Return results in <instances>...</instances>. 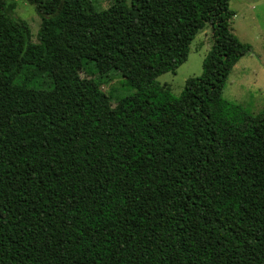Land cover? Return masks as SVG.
<instances>
[{"label": "trees", "instance_id": "16d2710c", "mask_svg": "<svg viewBox=\"0 0 264 264\" xmlns=\"http://www.w3.org/2000/svg\"><path fill=\"white\" fill-rule=\"evenodd\" d=\"M0 0V264H264V107L220 96L250 50L228 0ZM208 25L199 75L156 77ZM120 72L114 107L79 70Z\"/></svg>", "mask_w": 264, "mask_h": 264}, {"label": "rangeland", "instance_id": "374dc122", "mask_svg": "<svg viewBox=\"0 0 264 264\" xmlns=\"http://www.w3.org/2000/svg\"><path fill=\"white\" fill-rule=\"evenodd\" d=\"M111 0H92L97 10L104 9ZM13 17L25 21L30 40L37 41L40 19L32 5L24 0H15ZM228 7L234 12L229 21L230 31L239 41L248 43L250 50L238 58L229 70L220 96L226 102L249 115H256L264 107V0H228ZM211 44L208 25L198 31L189 43L186 60L174 72H165L156 80L177 96L187 77L199 75L201 61ZM79 76L95 80L114 107L133 89L119 71L111 69L104 74L79 70Z\"/></svg>", "mask_w": 264, "mask_h": 264}]
</instances>
